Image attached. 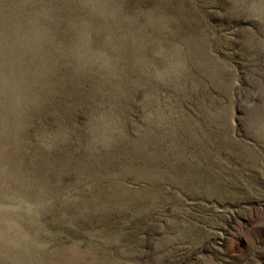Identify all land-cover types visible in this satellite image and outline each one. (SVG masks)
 Instances as JSON below:
<instances>
[{
	"label": "rangeland",
	"instance_id": "rangeland-1",
	"mask_svg": "<svg viewBox=\"0 0 264 264\" xmlns=\"http://www.w3.org/2000/svg\"><path fill=\"white\" fill-rule=\"evenodd\" d=\"M0 264H264V0H0Z\"/></svg>",
	"mask_w": 264,
	"mask_h": 264
}]
</instances>
